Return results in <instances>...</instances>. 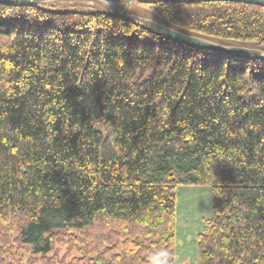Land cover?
Masks as SVG:
<instances>
[{
	"label": "trees",
	"instance_id": "1",
	"mask_svg": "<svg viewBox=\"0 0 264 264\" xmlns=\"http://www.w3.org/2000/svg\"><path fill=\"white\" fill-rule=\"evenodd\" d=\"M264 51V7L134 2ZM210 186L200 264H264V60L102 2L0 4V264H175L177 189ZM57 243L74 257H59Z\"/></svg>",
	"mask_w": 264,
	"mask_h": 264
},
{
	"label": "rangeland",
	"instance_id": "2",
	"mask_svg": "<svg viewBox=\"0 0 264 264\" xmlns=\"http://www.w3.org/2000/svg\"><path fill=\"white\" fill-rule=\"evenodd\" d=\"M109 8L113 4H106ZM119 9L127 8L142 13L134 3H118ZM212 214V192L206 185H184L177 189L176 215V260L175 264H200L197 236L203 228V219ZM59 257H74L75 250H69L68 244L57 243Z\"/></svg>",
	"mask_w": 264,
	"mask_h": 264
},
{
	"label": "water",
	"instance_id": "3",
	"mask_svg": "<svg viewBox=\"0 0 264 264\" xmlns=\"http://www.w3.org/2000/svg\"><path fill=\"white\" fill-rule=\"evenodd\" d=\"M57 1H74V0H0L1 5H13V4H28V5H42L46 3H52ZM87 1L90 3L94 2H102L105 4H113V7L109 8V11L115 14L116 16L132 20L134 22L140 23L145 26H149L153 29H156L162 33H165L166 35H169L170 37H173L175 39L188 42L193 45H197L200 47H203L208 50H212L218 53H224V54H238L243 56H249L254 59H263L264 60V51H261L259 49H254L250 47L240 46V45H223L217 42H213L210 40H206L203 38L191 36L184 34L180 31H177L173 28H170L168 26H165L163 24H160L156 21H153L148 18L140 17L138 15L131 14L128 12L127 8L119 9L117 7V4L125 3L127 5H130L134 2H141V1H155V0H82ZM211 1H230V2H237V3H246L251 5H257L264 7V0H211Z\"/></svg>",
	"mask_w": 264,
	"mask_h": 264
}]
</instances>
